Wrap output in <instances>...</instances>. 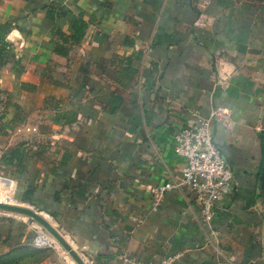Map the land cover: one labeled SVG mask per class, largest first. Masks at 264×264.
Returning <instances> with one entry per match:
<instances>
[{
  "label": "crops",
  "instance_id": "obj_1",
  "mask_svg": "<svg viewBox=\"0 0 264 264\" xmlns=\"http://www.w3.org/2000/svg\"><path fill=\"white\" fill-rule=\"evenodd\" d=\"M0 0V177L86 264H264V0ZM221 108L232 192L210 225L173 137ZM40 225L0 210V260ZM57 247L36 264H75ZM30 264V263H27Z\"/></svg>",
  "mask_w": 264,
  "mask_h": 264
},
{
  "label": "built area",
  "instance_id": "obj_2",
  "mask_svg": "<svg viewBox=\"0 0 264 264\" xmlns=\"http://www.w3.org/2000/svg\"><path fill=\"white\" fill-rule=\"evenodd\" d=\"M211 0H196V10L204 11ZM195 121L180 128L173 137L174 152L184 160L179 178L167 181L149 189L153 208L158 207L166 194L183 187L189 188L195 205L198 207L201 221L210 225L218 203L232 192V171L225 157L215 145L211 121H221L226 117L223 109L217 108L209 118L193 113ZM10 182L0 177L2 181ZM3 202H11L3 201ZM31 244L37 249L52 250L59 245L43 228L36 230ZM174 258L162 259L157 264H172ZM134 264H152L151 261H137Z\"/></svg>",
  "mask_w": 264,
  "mask_h": 264
},
{
  "label": "water",
  "instance_id": "obj_3",
  "mask_svg": "<svg viewBox=\"0 0 264 264\" xmlns=\"http://www.w3.org/2000/svg\"><path fill=\"white\" fill-rule=\"evenodd\" d=\"M262 146L264 153V134L262 138ZM257 193L259 197H261L262 199L264 198V161L257 182ZM0 210L29 217L31 220L38 223L51 237L55 239V241L67 253V255L73 260L75 264H86L81 256L65 240V238L43 216H41L36 211L28 207L3 201H0Z\"/></svg>",
  "mask_w": 264,
  "mask_h": 264
},
{
  "label": "trees",
  "instance_id": "obj_4",
  "mask_svg": "<svg viewBox=\"0 0 264 264\" xmlns=\"http://www.w3.org/2000/svg\"><path fill=\"white\" fill-rule=\"evenodd\" d=\"M45 250V249H43ZM47 250V249H46ZM41 254V253H40ZM38 250L34 249V248H31L29 250V252L25 253V255H20V253H18L16 256H18L17 258H12V256L10 255L9 258L11 260H7L8 258H4L2 260H0V264H17V263H21V264H27L29 263L28 259H26V257L28 255H38L39 256V259L38 261L40 260L41 257H43V254L40 256ZM37 261V262H38Z\"/></svg>",
  "mask_w": 264,
  "mask_h": 264
},
{
  "label": "bare ground",
  "instance_id": "obj_5",
  "mask_svg": "<svg viewBox=\"0 0 264 264\" xmlns=\"http://www.w3.org/2000/svg\"><path fill=\"white\" fill-rule=\"evenodd\" d=\"M12 188V184L10 182L2 181L0 183V201H10V193L9 191Z\"/></svg>",
  "mask_w": 264,
  "mask_h": 264
},
{
  "label": "rangeland",
  "instance_id": "obj_6",
  "mask_svg": "<svg viewBox=\"0 0 264 264\" xmlns=\"http://www.w3.org/2000/svg\"><path fill=\"white\" fill-rule=\"evenodd\" d=\"M39 227H41V226H39ZM42 228V227H41ZM58 244V243H57ZM59 245V244H58ZM60 247V246H59ZM35 249V248H34ZM61 249V248H60ZM61 251H62V253H64L63 255L64 256H66V257H68L69 259H70V257L67 255V253L63 250V249H61ZM17 254H15V255H12V258H17L18 256H16ZM26 259H28V261H29V263L30 264H36V262L38 261V259H39V256L38 255H28L27 257H26ZM7 260H11L10 258H8ZM17 264H21V263H17Z\"/></svg>",
  "mask_w": 264,
  "mask_h": 264
}]
</instances>
